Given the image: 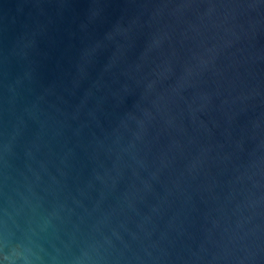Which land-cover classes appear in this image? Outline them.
<instances>
[{
    "label": "water",
    "instance_id": "water-1",
    "mask_svg": "<svg viewBox=\"0 0 264 264\" xmlns=\"http://www.w3.org/2000/svg\"><path fill=\"white\" fill-rule=\"evenodd\" d=\"M0 264H264V0H0Z\"/></svg>",
    "mask_w": 264,
    "mask_h": 264
}]
</instances>
